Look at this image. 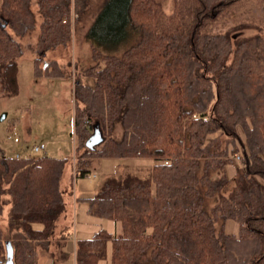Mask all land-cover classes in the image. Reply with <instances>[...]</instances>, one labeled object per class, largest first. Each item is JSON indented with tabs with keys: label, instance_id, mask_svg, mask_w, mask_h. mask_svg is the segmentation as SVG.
I'll use <instances>...</instances> for the list:
<instances>
[{
	"label": "trees",
	"instance_id": "obj_1",
	"mask_svg": "<svg viewBox=\"0 0 264 264\" xmlns=\"http://www.w3.org/2000/svg\"><path fill=\"white\" fill-rule=\"evenodd\" d=\"M92 4L0 0L2 97L18 92L21 39L38 30V53L45 54L92 14L84 38L95 63L78 72L73 88L82 151L71 184L96 158L157 161L127 165L77 199L121 230L76 241L75 264L108 256L110 264H264V13L228 24L264 0H172L169 12L163 0ZM43 61L34 59L37 76L64 75L56 60L40 67ZM64 167L65 159L46 154H0V264L7 247L12 264H37L43 253L53 264L67 258L71 230L63 220L72 188L62 182ZM228 220L237 233L225 232Z\"/></svg>",
	"mask_w": 264,
	"mask_h": 264
},
{
	"label": "rangeland",
	"instance_id": "obj_2",
	"mask_svg": "<svg viewBox=\"0 0 264 264\" xmlns=\"http://www.w3.org/2000/svg\"><path fill=\"white\" fill-rule=\"evenodd\" d=\"M92 3L93 9H95V0H92ZM163 6L165 11L169 12L172 8V0H163ZM33 8H36L34 3ZM263 13L264 5L262 4L261 8L257 6L251 13L234 15L228 24L253 17L260 18ZM91 16H84L80 22L76 23L71 38L64 45H59L45 54L38 53V30L21 39L24 52L18 59V92L12 96H0V154L18 155L19 157H40L46 154L65 159L62 182L68 185L72 180L73 161L82 151L79 149L78 141L73 133L74 81L78 77L81 78L78 72L95 63V60L92 59L90 42L84 38ZM218 26L216 25L215 29ZM242 33L249 35L253 31H243ZM38 55L45 59L40 63V67H44L46 61L54 59L64 75L37 76L34 73L33 65L34 59ZM119 133L120 130H118V135ZM35 147H44L45 151H35ZM155 163L157 161L150 158H96L91 161L87 176L74 177L73 185L71 184L72 196L68 197L72 215H74L73 222L70 223L73 231L72 244L74 240L78 241L74 239V236L79 235L81 230H91L92 236L100 230L112 235L121 230L120 226L112 219L95 217V219L91 218L90 221H86V213L82 209L84 206V211L85 209L87 211L88 204L84 200L76 199L74 202L73 193L75 198L92 196L105 177L120 173L125 166L147 168ZM226 173L229 177L232 175L230 167L226 168ZM4 201L5 209L1 218V226L5 229L7 226L6 214L9 208L8 197H5ZM224 230L227 233H237L238 224L233 220H228ZM108 252H110V243ZM37 264H53V261L48 253H43L39 255ZM64 264H74V257L68 254ZM98 264H110L109 256L99 261Z\"/></svg>",
	"mask_w": 264,
	"mask_h": 264
},
{
	"label": "crops",
	"instance_id": "obj_3",
	"mask_svg": "<svg viewBox=\"0 0 264 264\" xmlns=\"http://www.w3.org/2000/svg\"><path fill=\"white\" fill-rule=\"evenodd\" d=\"M18 156V155H17ZM65 184V183H64ZM65 185H68V184H65ZM72 196V194H70V193H67V195L65 196V201H66V213H65V216H64V220H63V224L64 225H67V226H70V230L72 229V227H71V225H70V223L71 222H73L72 221V219L74 218V215H72V209H71V204H70V200H68V197H71ZM90 197V196H89ZM78 198H80V197H77V198H75L74 197V193H73V201L75 202V200L76 199H78ZM82 211L84 212V213H86L85 214V220L86 221H90L89 219H95V217L94 216H91V215H89L88 213H87V211H86V209H85V211H84V206H83V209H82ZM96 218H98V217H96ZM118 225V224H117ZM34 228L35 229H40L41 228V226L39 225V224H36V225H34ZM72 234H73V231L71 230V236L67 239V241H66V243H65V251L67 252V251H69V253H67V258H68V254L70 255V256H72V257H74V251H75V243H76V241L74 240L73 241V244H72V242H71V237H72ZM92 237V233H91V230H81V232H80V234L78 235H76V236H74V239H76V240H83V239H90ZM71 243V244H70ZM66 258V259H67ZM69 258H71V257H69ZM66 259L62 262V263H60V264H64L65 263V261H66ZM74 264H75V262H74Z\"/></svg>",
	"mask_w": 264,
	"mask_h": 264
},
{
	"label": "water",
	"instance_id": "obj_4",
	"mask_svg": "<svg viewBox=\"0 0 264 264\" xmlns=\"http://www.w3.org/2000/svg\"><path fill=\"white\" fill-rule=\"evenodd\" d=\"M96 131V129L94 128V132ZM95 140H96V137H95V133H94V135H91L90 137H89V139L88 140H86V142H85V144H86V146L87 147H91V145H92V142H95ZM6 264H12V250H11V248L10 247H7V255H6Z\"/></svg>",
	"mask_w": 264,
	"mask_h": 264
},
{
	"label": "built area",
	"instance_id": "obj_5",
	"mask_svg": "<svg viewBox=\"0 0 264 264\" xmlns=\"http://www.w3.org/2000/svg\"><path fill=\"white\" fill-rule=\"evenodd\" d=\"M34 150L35 151H40V150L45 151V148L44 147H35ZM0 263H1V261H0Z\"/></svg>",
	"mask_w": 264,
	"mask_h": 264
}]
</instances>
